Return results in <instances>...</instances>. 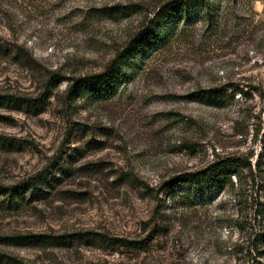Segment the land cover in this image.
Instances as JSON below:
<instances>
[{
    "label": "rangeland",
    "instance_id": "1",
    "mask_svg": "<svg viewBox=\"0 0 264 264\" xmlns=\"http://www.w3.org/2000/svg\"><path fill=\"white\" fill-rule=\"evenodd\" d=\"M167 1L0 0V237L144 240L0 243V264H264V0L218 2L108 100L65 92ZM117 5L126 15L106 12ZM198 89L228 98L191 100ZM221 162L234 163L231 182L202 202L163 189ZM42 171L35 194L17 190Z\"/></svg>",
    "mask_w": 264,
    "mask_h": 264
},
{
    "label": "trees",
    "instance_id": "2",
    "mask_svg": "<svg viewBox=\"0 0 264 264\" xmlns=\"http://www.w3.org/2000/svg\"><path fill=\"white\" fill-rule=\"evenodd\" d=\"M224 1L227 0H169L160 4L152 12V16L148 21L126 41L125 45L115 53L102 71L73 78L65 90L67 96L70 99L81 96L94 101H104L112 98L116 95L120 86L128 81L133 70L148 55L163 49L175 35L182 33L187 26L201 21L209 23L216 11V4ZM124 9L127 8L117 5L109 7L106 12L115 15H126L127 12ZM42 96L41 99L39 97L25 98L23 103L33 106L40 104L47 97L46 95ZM189 97L193 101L207 104H217L228 98V96L215 89H198L191 92ZM8 98L11 100L12 97ZM12 99H14L13 101L21 100L18 97ZM234 169V163H217L201 171L178 174L167 180L163 185V189H169L173 192L176 189L175 195L179 193L181 201L193 198V203L197 204V201L202 202L205 200L209 193L225 188L231 182V175L235 172ZM44 179L43 171L35 173L21 182V187L17 190L19 192L30 191V194L33 195L38 184L43 183ZM182 184L187 187L181 189L180 185ZM8 191L0 186V194H7ZM191 193L192 195H190ZM10 196H12V192ZM76 239L97 240L108 247L124 246L135 249L144 247V240L111 237L93 231L56 236L43 234L3 236L0 237V243L36 246L43 243L65 244Z\"/></svg>",
    "mask_w": 264,
    "mask_h": 264
}]
</instances>
